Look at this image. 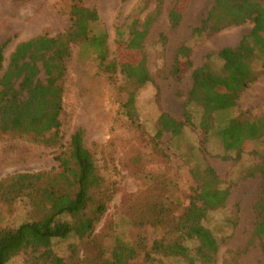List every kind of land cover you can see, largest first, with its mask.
<instances>
[{
  "label": "rangeland",
  "instance_id": "374dc122",
  "mask_svg": "<svg viewBox=\"0 0 264 264\" xmlns=\"http://www.w3.org/2000/svg\"><path fill=\"white\" fill-rule=\"evenodd\" d=\"M214 1L82 0L98 11L97 30L108 33L109 61L105 68H99L93 60L82 63L79 47L73 46L67 60L62 99L61 141L52 146L36 141L31 135L0 130V181L22 172L52 175L59 172V156L67 148L71 134L83 128L85 145L95 159L103 178V191L108 195L107 209L93 233L105 240L114 226L116 229L129 227L127 222L131 220L133 207L144 202L152 191H161L169 199L179 200L180 208L198 203L192 168L207 164L216 170L222 187L230 192L224 207L212 211L205 221L215 236L212 246L216 250V264H264V250L254 235L255 204L262 185L257 166L264 161V137L257 144L259 153L240 154L225 149L217 135L231 117L264 116V58L253 62L257 78L237 105L216 113L212 132L206 134L200 127V110L192 106L193 122L186 121L181 136L167 140V133L157 135L162 113L186 120L184 106L192 87L193 71L206 63L214 71H220L222 61L216 57L218 51L237 46L254 26L248 20L217 32L196 33L194 28ZM173 8L182 12L177 28L170 24L169 13ZM148 16L156 18L147 35L130 38L133 19L139 17L141 23ZM70 26L68 3L64 0H0V43L6 44L4 65L7 66L19 42L51 38ZM118 29L124 32L122 40ZM143 72L151 80L137 91L138 115L132 121L124 105L131 87L126 81ZM35 215L33 200L29 198H17L11 204L0 202L3 225L16 226ZM170 229L164 225L143 231L149 252L155 243L171 242ZM71 243L76 244L75 264L82 262L90 248L76 237L56 239L53 248L67 258ZM40 255V251L23 250L8 264H35ZM160 261L154 257L150 264H160Z\"/></svg>",
  "mask_w": 264,
  "mask_h": 264
},
{
  "label": "trees",
  "instance_id": "16d2710c",
  "mask_svg": "<svg viewBox=\"0 0 264 264\" xmlns=\"http://www.w3.org/2000/svg\"><path fill=\"white\" fill-rule=\"evenodd\" d=\"M64 1L68 3L71 19V26L65 32L51 38L19 42L7 66L4 65L6 44L0 43V130L31 135L36 141L52 146L62 139V99L67 60L73 46L79 47L82 63L93 60L99 68L106 67L110 55L108 33L95 27L100 23L98 11L83 4L82 0ZM155 18L148 16L141 23L139 17L134 18L129 28L130 38L146 36ZM169 19L171 26L177 28L182 12L171 9ZM248 20H252L254 26L240 43L235 47H223L216 54L222 61L220 71H214L208 63L193 71L192 87L184 106L186 120L162 113L158 136L167 133V140L181 136L186 121L193 122L192 106L199 108L200 127L209 134L215 129L216 113L237 105L257 78L253 62L264 58V0H215L194 28L198 34L213 33ZM117 34L121 40L124 38L120 29ZM174 74L180 77L177 72ZM150 80V75L143 72L126 81L131 87L124 105L132 121L138 115L137 91ZM84 135L81 127L71 134L67 148L59 156L61 169L54 175L22 172L0 181L1 203L11 204L17 198H29L36 210L34 217L19 225L0 223V264H8L14 255L28 249L41 252L35 264H66L69 261L75 264L74 260L78 259L76 244H69L71 254L67 258L53 248L54 240L69 237H76L90 248L85 259L76 264H150L154 257L160 258V264H216V250L212 246L215 236L205 221L212 211L224 207L230 192L222 187L212 166L192 168L198 203L180 208L179 200L169 199L161 191H152L144 202L133 207L131 220L127 222L129 227L116 229L114 226L106 239L101 240L93 233L107 209L108 195L103 191V178L85 145ZM217 135L227 150L240 154L259 153L257 144L264 137V116L252 119L239 114L231 117ZM257 168L262 185L255 204L254 235L264 250V161ZM164 225L171 228V242L155 243L149 252L143 231Z\"/></svg>",
  "mask_w": 264,
  "mask_h": 264
}]
</instances>
